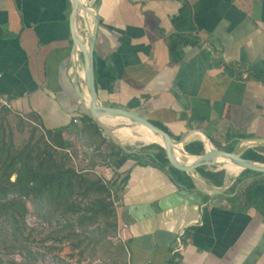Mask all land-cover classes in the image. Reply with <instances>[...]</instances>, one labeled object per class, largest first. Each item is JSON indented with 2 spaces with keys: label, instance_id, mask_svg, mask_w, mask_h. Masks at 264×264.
I'll return each mask as SVG.
<instances>
[{
  "label": "crops",
  "instance_id": "0c3cea01",
  "mask_svg": "<svg viewBox=\"0 0 264 264\" xmlns=\"http://www.w3.org/2000/svg\"><path fill=\"white\" fill-rule=\"evenodd\" d=\"M83 1L98 17L103 106L165 127L185 149L205 136L241 155L264 147V0ZM73 12V0H0V94L13 113L84 143L89 94ZM77 29L86 39L84 16ZM133 100L140 106L129 109ZM125 147L104 173L118 174L128 264H264V216L231 201L236 179L216 187L197 173L207 188L194 175L190 188L151 161L150 145Z\"/></svg>",
  "mask_w": 264,
  "mask_h": 264
},
{
  "label": "rangeland",
  "instance_id": "374dc122",
  "mask_svg": "<svg viewBox=\"0 0 264 264\" xmlns=\"http://www.w3.org/2000/svg\"><path fill=\"white\" fill-rule=\"evenodd\" d=\"M83 134L84 143L67 142L65 148L51 151L42 127L0 106V141L12 144L13 153L31 141L51 153L46 155L52 161L48 170L63 166L96 183L91 190L90 182L77 189L68 203L39 202L12 191L17 175H4L5 166L0 159V264H128L125 243L118 237L120 223L113 201L114 184L104 183L106 168H112L115 142L103 137V133L102 137L93 136L92 131L85 129ZM149 145L125 143L131 149ZM225 173V180L236 179L226 192L244 206L245 189L255 178L264 177L245 176L241 171L236 176L227 170ZM101 185L110 193L100 189ZM10 203L13 207L8 211L5 205Z\"/></svg>",
  "mask_w": 264,
  "mask_h": 264
},
{
  "label": "trees",
  "instance_id": "16d2710c",
  "mask_svg": "<svg viewBox=\"0 0 264 264\" xmlns=\"http://www.w3.org/2000/svg\"><path fill=\"white\" fill-rule=\"evenodd\" d=\"M140 106L139 100H133L128 104L129 109H134ZM6 110L10 111V108L4 107ZM81 119L86 124V130L93 132V136L102 137V130L98 124L91 118L88 113H84L81 116ZM165 131L169 132L165 127H162L158 124H155ZM37 126V125H36ZM45 136L49 139V144L47 146L51 151H56L57 148H65L67 145L66 140L61 132V130H49L43 128ZM85 130V129H84ZM118 136L123 134L116 132ZM144 134L138 135V137L143 136ZM106 139L104 138L103 141ZM115 152H123L122 149L114 144ZM12 144L8 145L3 141H0V159L3 160V166L5 169L4 175H7L9 178L10 175H17L15 183L12 184L13 192H17L22 197L32 196L39 202H61L68 203L71 198L74 196L77 189L82 188L85 184L90 182L92 185L91 189L95 187L96 183L84 179L82 176H79L75 171L66 170L63 166H57L54 170H48L47 167L52 164L51 160L46 158L47 154L51 153L44 149V151L38 145H34L29 141L21 151L12 152ZM147 149H156L158 152L152 156L150 159L152 162L159 164L160 166L166 168L170 167L171 172L174 174L175 178L181 184L195 188V183L193 177L188 173L180 171L173 166L168 159L167 152L159 144L150 145ZM187 151L192 155H203L205 154V145L202 142H197L187 146ZM117 151V153H116ZM228 152H233L231 149ZM244 158L249 160H257L264 162V147H256L254 149L248 150L244 155ZM195 161L197 158H194ZM210 185L216 187H223L225 184V170L223 171H213L208 167H201L197 171ZM245 176L249 175H262L261 172L245 170L242 172ZM100 189L106 190L110 193L108 188L105 185H101ZM245 198V207L255 208L258 212L264 216V177L255 178V181L250 184L244 191ZM238 200V198H236ZM233 203L235 202L231 199ZM8 211L12 209L13 205H5ZM21 212L25 211V208L20 204Z\"/></svg>",
  "mask_w": 264,
  "mask_h": 264
},
{
  "label": "water",
  "instance_id": "95a60500",
  "mask_svg": "<svg viewBox=\"0 0 264 264\" xmlns=\"http://www.w3.org/2000/svg\"><path fill=\"white\" fill-rule=\"evenodd\" d=\"M73 3L74 12L72 21L74 24V41L84 56V79L89 94V99L87 102H85L84 106L87 113L98 124L105 137L112 139L120 148L128 151L121 142L120 136L115 134V131L122 128L143 127L159 136L163 140L164 144H153H159L165 148L168 159L171 162V166L180 171L186 172L189 175L193 176V173H198L197 171L201 167L227 170L225 161L239 167L241 172L245 170H251L264 174V162L246 159L238 151L228 152L220 150L214 146L212 141L207 136H205L206 138L204 141L206 150L205 154L200 156L192 155L187 151V149H185L184 139L176 140L169 132L165 131L159 126H156L149 119L128 109L103 106L99 101L94 70V46L98 28L97 12L92 8L91 5L83 0H73ZM82 16L86 18L87 22L88 34L86 39L79 33L77 29L78 22ZM107 121L116 123L115 125L111 126L109 123H107ZM179 152L185 156L183 160L179 158ZM188 157H194L197 158V160L195 162H190L187 160ZM212 190L216 191L217 189Z\"/></svg>",
  "mask_w": 264,
  "mask_h": 264
},
{
  "label": "bare ground",
  "instance_id": "6f19581e",
  "mask_svg": "<svg viewBox=\"0 0 264 264\" xmlns=\"http://www.w3.org/2000/svg\"><path fill=\"white\" fill-rule=\"evenodd\" d=\"M108 123V121H107ZM116 134V133H115ZM140 134H144L141 137H138V135ZM120 140L123 143V145H125V143H129V142H133V143H141V144H152V143H159V144H164L163 140L155 135L154 133L150 132L149 130L145 129V128H139V129H135L132 130L128 133H126L123 136H120ZM211 147V146H210ZM185 156H183V154L181 152H179V158H181L182 160L184 159ZM190 162H195L194 157H188L187 159ZM224 161V160H223ZM226 163V169L229 173H231V175H238V173L241 171V169L227 161H225ZM194 176H196L199 180L200 185L204 188L206 186V184H204L205 182L200 178V176L195 172V174L193 173ZM209 190V189H207Z\"/></svg>",
  "mask_w": 264,
  "mask_h": 264
},
{
  "label": "built area",
  "instance_id": "2783aa9c",
  "mask_svg": "<svg viewBox=\"0 0 264 264\" xmlns=\"http://www.w3.org/2000/svg\"><path fill=\"white\" fill-rule=\"evenodd\" d=\"M0 106L1 107L10 108L9 99L7 97L1 95V94H0ZM74 122L75 123H79L80 120L77 118V119L74 120ZM104 175H105V178H106V179H104V183L105 184H107L106 183L107 181L108 182H112L114 184L115 182H117L119 180L118 174L115 173L114 171L109 172V173L104 174ZM112 193H113V198H114L113 201H114L115 207L117 209V214L119 215L118 209L121 206V201L116 198V193H115L114 189H112ZM128 227L129 226L127 224H123V225L120 224V226H119L118 237H119V239H121L123 241V243L126 242V232H127ZM177 246H178V248H177L176 251H181L183 249V243H182V241L180 239L178 240V245Z\"/></svg>",
  "mask_w": 264,
  "mask_h": 264
}]
</instances>
